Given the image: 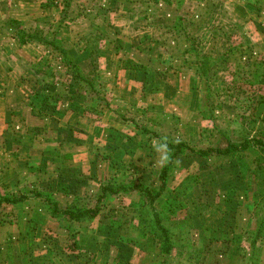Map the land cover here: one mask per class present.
Masks as SVG:
<instances>
[{
    "label": "crops",
    "instance_id": "0c3cea01",
    "mask_svg": "<svg viewBox=\"0 0 264 264\" xmlns=\"http://www.w3.org/2000/svg\"><path fill=\"white\" fill-rule=\"evenodd\" d=\"M61 1L52 6L49 0H0V190L13 193L12 197L16 194L25 196L19 203L0 206V262L44 264L38 261L39 257L51 255L48 264H137L130 250L142 251L144 244H148V252L156 253V244L147 235V209L137 208L124 213L126 209L119 211V206L118 214H115L108 204L88 227H81L52 218L46 210L44 198L37 197L35 193L65 207L74 204L75 198L87 197L92 202L106 180L122 173L136 175L133 177L140 178L146 185L158 182L159 171L162 169L161 153L156 151L149 135H143L131 123L121 120L119 115L124 116L128 111L131 114L129 116H132L128 119H141L145 122L162 116V105H167L162 97V87H168V92L171 88L162 83V66L166 64L170 68L175 67L178 58L176 53L173 54L174 51L164 46V41L170 38L173 42V39L162 33L163 49L158 52L162 53V60L154 55L146 59L143 55L148 37L142 32L134 34L138 38L134 39L138 40L134 43L133 37L124 34L126 25L130 24L129 4L126 0H110L118 1L119 4L113 7L111 14L108 15L107 11L108 24L100 25L99 34L103 41L119 40L124 43V47L118 54L99 50V76L109 95L108 103L111 101L115 110L111 108L107 111L93 103L100 113L97 118L93 114H86L82 97L68 94L64 90L68 84L73 83L69 74L68 80L63 83L56 78L53 84L38 82L33 76V69L44 68L38 64L42 57L52 58L53 55L46 50L40 51L41 46L36 44L20 45L4 27V19L7 17L25 26L34 23L43 26L56 24L62 13ZM216 1L222 4L226 12H230L228 14L232 18V11H235L233 14L237 20H233L248 30L251 42L264 45V0ZM174 21L167 24L172 25ZM111 29L114 36L111 35ZM84 55L87 59V51L83 52ZM125 60L142 65L144 70L124 69L122 64ZM154 62H159L161 67H156ZM80 68L84 72L90 70L88 65L86 69ZM179 70L173 68L168 71L173 77L174 73L179 76ZM159 71L161 78H158L159 84L155 90L152 84L157 81L155 76H158ZM59 88L63 90L60 94ZM198 175L200 173H193L192 176L195 179ZM123 197L125 199L130 196ZM171 198L181 200L175 193ZM212 199L207 203L218 207V219L223 226L220 230L204 226L207 229L203 232H206L208 239L212 235L220 237L218 241L210 239L204 243L211 251L204 264H247V257L242 259L243 256H240L242 252L232 251L239 249L241 244L234 237L241 238L245 243L244 232L251 225V215H246L241 224V217H238L240 212L231 213L229 207L228 210L222 209L221 205L225 202L219 204L217 198L214 201ZM232 215L237 217L236 225H245L244 230L243 226L236 229L229 226L228 221L233 220ZM121 217H125L124 221L127 222L131 220L138 234L146 236L139 238L134 237L136 234L130 235L127 224L123 228L111 225L112 218L119 220ZM138 219H142L144 225H138ZM197 232L198 244L202 245L203 235L198 229ZM48 236H51L52 244L46 243ZM128 236L133 243L127 242ZM70 240L76 243L74 252L70 251ZM58 249L60 252H55ZM86 252L92 255L87 257ZM172 263L177 261L168 260L165 264Z\"/></svg>",
    "mask_w": 264,
    "mask_h": 264
},
{
    "label": "rangeland",
    "instance_id": "374dc122",
    "mask_svg": "<svg viewBox=\"0 0 264 264\" xmlns=\"http://www.w3.org/2000/svg\"><path fill=\"white\" fill-rule=\"evenodd\" d=\"M60 1L61 0H50L49 4L55 6L58 5ZM118 1L121 2V0ZM118 1L75 0L72 3L73 8L76 3L85 6L81 12H78V16H76V11L67 15L65 14L64 17L60 14V18L57 21L58 23L52 24L60 27L59 36L61 35L62 38L67 40L69 51L74 55L75 60L83 69H86L88 65V58L86 59V56H83L84 51L88 53V38L94 36L102 40L99 34L100 25L108 24L106 17L107 11L109 15L113 7L119 4ZM172 1L173 2L169 4L172 7L168 8L166 7L167 4L162 2V0H126V3L129 4L131 9L128 11L130 24L126 25L124 34L125 36L128 35L129 37H133V40L138 39L134 34H139L141 32L148 37L149 41L145 44L146 47L144 50L146 52L143 57L151 58V56L154 55L162 60V53H159L162 52L163 49L162 37H164L163 35L165 34V27L169 26L167 23L174 21L178 14H181L184 19V30L192 35H197L196 37L200 43L198 51L202 56H204V54L209 56L210 53L213 55L214 59H218L223 54L227 53L229 46L240 45V41L234 37L230 28L231 23H237L233 20L234 18L237 20V16L233 14L235 11L230 10L232 11V18V16H230L231 14H228L229 11L226 12L220 2L221 6H217L214 8V11H212V8H208L209 3L216 0ZM61 4V11H63L64 3L61 1ZM118 9H120V7H118ZM122 16L123 15H121V17ZM108 19L110 22V16ZM122 21H125V23L127 22L126 19H122ZM162 22L166 24V26L162 24ZM118 23H121V21ZM236 25L240 28L238 30L239 33L243 34L248 41H252L248 38V30L238 23ZM47 26L48 25L45 24V27ZM54 28L56 30L57 27H52L49 33H52ZM111 35L114 36L112 29ZM166 37L168 36L166 35ZM137 41L138 40H134L133 42L137 43ZM181 41L182 40H177V42H172L170 38H166L164 46L174 51L173 54H178V52L186 46V44H182ZM160 45L161 48H159ZM39 49H41L40 51L46 50V48L42 46ZM212 49H214L213 53L210 51ZM46 51L49 52V50ZM240 53L243 54L241 56L238 53L239 57L234 53L231 55L227 54L223 63L218 64L215 69H211L212 65H210V67L207 66V63L202 62L203 59L199 58L201 59V68H203L205 76L207 74L208 79H203L202 76L197 73L198 65L193 64L194 55H191L190 58L188 57L187 62H183L177 58L175 60V65L177 66L175 67L170 68L166 64L162 66V83L171 87L169 92L168 87H162V94L164 95L162 97L167 105H162V116L160 115L158 118L146 122L144 121L146 127L150 128V131L157 135L156 137L150 136L155 147L168 142L170 144L183 143L193 149H206L211 146L223 148L227 142L239 143L247 138L251 139L255 136H257V139H261L264 144V107L261 108L257 105L259 96L264 95V90L259 93L256 90V93L251 94V91L248 90L249 85L243 81L246 79L243 69L245 66H248V69H252L256 56L261 53L264 55V45L258 44V47L255 48L253 52L243 49ZM52 55V58L49 56L42 57V61L38 64L42 65L44 68L50 66L49 69L54 73V77L63 83L68 80V74L64 67L60 65L57 54L53 53ZM176 57L178 56L176 55ZM154 64H156L158 68L161 67L159 62H154ZM173 68L176 70L180 69L178 71L179 76H175V73L173 77L170 76L168 70ZM159 73H161V71L157 73L158 76H155L157 81L152 84L155 90H157L159 84L158 78H161ZM155 78H152V80L154 81ZM205 81L214 91L208 99L207 104H203L204 96L201 93L203 88L202 84ZM59 89L60 94L63 90L61 88ZM170 91L173 92L170 93ZM167 93L169 94L167 95ZM190 99L192 101H190ZM111 105L112 103L110 101V106ZM110 108L115 110V106L113 105ZM146 113L148 114V112ZM129 115L131 114L127 111L124 116L127 118L132 117ZM165 116L173 117V119L170 120V118ZM252 121H255L253 131L251 126ZM256 159H261V163H264V153L261 151V147L257 145H251L247 152L237 154L235 157L228 160L218 156H211L205 159L191 154L190 152H186L175 158L167 174L165 188L159 200V205L160 203L165 204L168 202L170 204L172 202L170 204L171 208H167L169 204L165 208L164 216L167 217L173 216L171 211L174 212L177 210V208H174V202H181L186 206L181 216L184 215L189 218L192 228L186 230L187 233H180L174 237L177 244L181 243L180 246L182 245V250L185 251V259H188L192 263L197 262L198 264H204L206 260L209 259L208 255L211 253V251H209L210 249L206 248L208 245L204 243L210 241V239H213V241H218V239H220V237L216 238L213 235L208 239V237L205 236L206 232H203L207 229V227H204L206 225L209 226V229L216 227L217 230H220L223 226L218 219V213H220L218 207L211 206L207 203L212 199L211 197H213V199L217 198V203L219 204L225 202L224 205H221L223 206L222 209L228 210L227 207H229L231 213L236 214L240 212L238 217H241L239 219L241 224H243V219L246 215H251L255 199L253 195L256 191L254 187L255 179L252 175L257 164L255 162ZM156 160L158 161V158ZM164 164L165 162L162 163V166H164ZM193 173H200V175L196 176L194 179L192 176ZM130 176L136 177V175ZM150 186L156 190L159 187V182L156 184L153 183ZM174 193L181 200L171 198ZM16 195L18 196L19 194ZM137 201L138 198L133 195L124 199L122 194H120L118 197L110 200L109 206L112 207L111 209H114L113 213L115 214H118L117 211L119 209L117 210V208L119 206V211L126 209L123 212L129 211L130 213V210H136L137 208L135 206L131 207L132 202L136 204ZM94 202L95 200L93 199L92 202L87 201L85 203L92 206ZM212 209L216 212H213ZM209 211L210 213H208ZM207 218H209V220H207ZM232 218L233 220L228 221L231 228L236 229V227L240 228L243 226V230L245 229V225H236L235 222L238 221L236 220L237 217H233L232 215ZM205 219L207 221H205ZM210 221H212V223ZM136 222L140 226L144 225L142 219H138ZM250 226L248 229H250ZM197 229L201 231L204 238L202 245L198 244L199 241L196 236L198 235ZM244 234H246V231ZM138 235L139 234H136L134 237ZM48 238L46 239V243L52 244L51 236H48ZM234 239L241 244L239 245L240 250L237 249L232 252H242L240 256H243L241 258L244 259L245 256L247 257L249 251L246 247V243H243L244 240L241 238L234 237ZM68 243H72V240ZM263 244L264 243H261L260 245ZM197 245H201V247ZM143 248L142 251H137L135 249L130 250L133 251L132 257H135L137 264H152L161 259L157 247V254L148 252V244H144ZM55 252H60V250L58 249ZM55 252L53 251V253ZM86 254L87 257L92 255L89 252H86ZM50 257L52 256L39 257L38 261L41 260L44 264H48ZM262 263H264V249Z\"/></svg>",
    "mask_w": 264,
    "mask_h": 264
},
{
    "label": "trees",
    "instance_id": "16d2710c",
    "mask_svg": "<svg viewBox=\"0 0 264 264\" xmlns=\"http://www.w3.org/2000/svg\"><path fill=\"white\" fill-rule=\"evenodd\" d=\"M74 1L75 0H62V2L64 3V9L61 13V16L64 17L65 14L67 15L73 13L74 11H76V16H78V12H81V10L85 6L83 4L76 3L75 7L73 8L72 3ZM162 2L169 5L173 1L162 0ZM217 6H221L220 3L218 1H212L211 3H209L208 8H212L211 10L214 11V8H216ZM183 22L184 19L182 18V15L178 14L174 23L165 27V34H168L170 37H172L173 42H175L176 40H182V44H186V46L178 52L177 56L183 62H187L188 57L190 58L191 55H194L193 64L198 65L197 73L201 75L203 79H208V77L207 74L205 76L204 70L203 68H201V59L199 58H202V62L207 63V66L210 67V65H212L211 69H215L218 64L223 63V60L226 58L227 54L231 55L234 53L239 57V54L241 56L243 54L240 53L241 50L247 49L248 51L253 52V50L258 47L257 44L248 41L243 34L239 33L238 30L240 28H238L236 24L231 23V33L236 39L240 41V45L229 46L227 49V53L223 54L218 59H214L213 55L210 53L209 56H207V54H204V56H202L198 51V46H200V43L196 37L197 35H192L185 31ZM4 25L6 30L9 31L15 39H17L20 45L36 44L46 48V50H49V53L57 54L60 65L64 67L67 74H70L73 81V83L66 86V91L68 94L77 95L84 99L83 105L85 106L84 111L86 112V114L90 113L98 118L100 116V113L96 108H94L96 106H102L107 111L111 110L110 104L108 103L109 95L104 89L99 76V70L101 67L99 61V49L109 50L114 54H118L124 47L123 42L119 40L106 42L99 40L94 36H90L87 43L88 66L90 67V70L84 72L76 63L74 55H72L69 51L67 40L62 38L61 35L59 36L60 27H58V25H48L47 27H45L34 23L25 26L22 22L16 21L9 17L4 19ZM55 26L57 27L56 30L54 28V31L52 33H49L52 27ZM210 51L211 53H213L214 49ZM122 66L124 69H135L138 71L144 70V67L142 65H137L130 60H125ZM252 66V69H248V66H245V68L243 69L246 76V79L243 81H245L246 84L249 85L248 90L251 91V94L256 93V90L258 91V93L264 90V55L262 53L256 56L255 63ZM33 76L40 83L43 82L47 84H53L54 82H56L54 81V73L42 67H35L33 69ZM202 87L203 88L201 90V93L204 96L203 104H207L208 99L211 97L214 91L206 81L203 82ZM93 103L96 106H94ZM257 105H259L261 108L264 107V95L259 96ZM119 116L121 120L131 123L143 135H149L151 137L157 136L154 132L147 129L146 123H144V121H141V119H128L124 116ZM165 117L170 118V120L173 119V117L170 116ZM254 125L255 121H252V131ZM164 145L167 146V161L159 171V175L157 178L159 187L156 190L151 188L150 185L144 184L142 182L143 180H141L140 178H134L131 177L130 174L127 175L125 173H122L120 176L110 178L102 184L98 193L99 195H97V198L95 199V202L92 204V206L85 203L87 200L90 201L87 197L75 198L74 204L61 207L57 203L50 201L46 197H43L41 194L35 193V195L37 197L39 196L44 198L46 210L50 213V216L52 218H54L55 220H64L81 227H88L90 223L100 215L103 207L108 206L112 198L118 197L120 194L125 197L132 195L136 196L138 198V201L136 204L132 202L131 207L135 206L137 208L147 209L149 221V231L147 235L152 237L153 241L156 244V247L159 250V255L161 256V259L159 261H156L154 264H165L168 260H176L177 263L175 264H196L190 262L188 259H185V251L182 250V245L180 246L181 243L177 244L174 240V237L177 234L187 233L186 230L192 228L189 218L185 217L183 214V216H181V213L183 212V209H186V206L181 202H174V208H177V210L174 212L171 211L173 216L167 217L164 216V212L166 206L169 203H160L159 205V200L165 188L167 174L171 169L175 158L179 155H183L186 152H190L191 154L205 159H208L211 156H218L220 158L228 160L232 159L237 154H243L247 152L251 145H257L261 147V151L264 153V144L261 139H257V136H255L251 139L247 138L239 143L227 142V144L223 148L211 146L206 149H193L183 143L170 144L168 142ZM255 162L257 164L255 166V169L253 170L252 175L255 179L254 187L256 188V191L253 195L255 199L253 210L251 212L252 222L250 229H248L245 234V243L246 247L249 250L247 253V264H263L262 255L264 244H260L264 243V163H261V159H256ZM17 191L19 192L20 190ZM12 195L13 193H6L0 190V206L2 204H16L21 202L25 198V196L23 195L15 197H12ZM83 199L86 201H84ZM170 204L167 208H171ZM131 211L133 210H130V212ZM124 220H126L125 217H121L119 220H115L114 218H112L111 225H117L118 228H123V226L127 224L126 228H128L130 235L138 234V231L132 226L131 220H129L128 222ZM144 236L146 235H138L139 238H142ZM127 242L133 243L134 241L128 236ZM70 248V251H76V243L72 242Z\"/></svg>",
    "mask_w": 264,
    "mask_h": 264
},
{
    "label": "clouds",
    "instance_id": "9594fccd",
    "mask_svg": "<svg viewBox=\"0 0 264 264\" xmlns=\"http://www.w3.org/2000/svg\"><path fill=\"white\" fill-rule=\"evenodd\" d=\"M156 151L161 153V163H164L167 161V146L164 144L157 145Z\"/></svg>",
    "mask_w": 264,
    "mask_h": 264
}]
</instances>
